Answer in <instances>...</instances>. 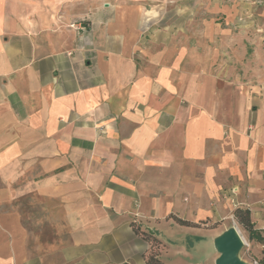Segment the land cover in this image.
I'll return each mask as SVG.
<instances>
[{
  "label": "crops",
  "instance_id": "0c3cea01",
  "mask_svg": "<svg viewBox=\"0 0 264 264\" xmlns=\"http://www.w3.org/2000/svg\"><path fill=\"white\" fill-rule=\"evenodd\" d=\"M241 7L72 20L0 0V264H146L132 224L165 264H214L212 225L238 207L264 238V80L229 71Z\"/></svg>",
  "mask_w": 264,
  "mask_h": 264
},
{
  "label": "rangeland",
  "instance_id": "374dc122",
  "mask_svg": "<svg viewBox=\"0 0 264 264\" xmlns=\"http://www.w3.org/2000/svg\"><path fill=\"white\" fill-rule=\"evenodd\" d=\"M38 7L39 12H49L55 18H71L77 20L85 14H89L96 3L110 2L111 0H24ZM126 1V0H123ZM145 3V9L151 10L157 7L162 0H127ZM226 4L233 5L236 0H222ZM246 8L241 11V24H235L234 31L240 32L246 38L245 52H231L230 77L244 78L246 83L251 84L259 80H264V0H237ZM242 6V5H241ZM156 11L165 12L166 21L169 22L175 17L182 19L188 16V10H175L167 7L165 10L155 8ZM153 8V10H155ZM74 22V21H73ZM189 28V24L183 25ZM240 208V207H238ZM242 209H245L242 207ZM235 210V209H234ZM233 210V211H234ZM218 234H222L234 227L242 239V247L237 253L240 261L246 264H257L263 257L264 246L256 241L248 239L247 234L238 226L233 219V214L215 221L212 225ZM264 235V228L262 230ZM207 264H211L207 262Z\"/></svg>",
  "mask_w": 264,
  "mask_h": 264
},
{
  "label": "trees",
  "instance_id": "16d2710c",
  "mask_svg": "<svg viewBox=\"0 0 264 264\" xmlns=\"http://www.w3.org/2000/svg\"><path fill=\"white\" fill-rule=\"evenodd\" d=\"M174 221L182 226H190L191 223L173 218ZM233 219L238 224V226L247 234L248 239L253 240L264 246V238L261 233L254 229L251 221L250 211L248 209L236 208L233 211ZM132 229L136 235H139L144 241L148 242L150 245V250L146 256V264H165L158 259V251L161 248L160 241L151 233L142 231L140 227L136 224H132ZM257 264H264V254L263 257L257 261Z\"/></svg>",
  "mask_w": 264,
  "mask_h": 264
},
{
  "label": "water",
  "instance_id": "95a60500",
  "mask_svg": "<svg viewBox=\"0 0 264 264\" xmlns=\"http://www.w3.org/2000/svg\"><path fill=\"white\" fill-rule=\"evenodd\" d=\"M242 244L238 230L234 227L220 234L214 240V247L218 254L214 264H246L237 257Z\"/></svg>",
  "mask_w": 264,
  "mask_h": 264
},
{
  "label": "built area",
  "instance_id": "2783aa9c",
  "mask_svg": "<svg viewBox=\"0 0 264 264\" xmlns=\"http://www.w3.org/2000/svg\"><path fill=\"white\" fill-rule=\"evenodd\" d=\"M71 27H73V26H71Z\"/></svg>",
  "mask_w": 264,
  "mask_h": 264
}]
</instances>
